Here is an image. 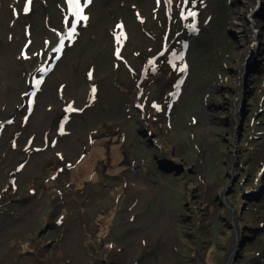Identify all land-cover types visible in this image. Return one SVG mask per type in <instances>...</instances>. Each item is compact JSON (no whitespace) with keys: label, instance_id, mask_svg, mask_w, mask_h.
<instances>
[{"label":"rangeland","instance_id":"obj_1","mask_svg":"<svg viewBox=\"0 0 264 264\" xmlns=\"http://www.w3.org/2000/svg\"><path fill=\"white\" fill-rule=\"evenodd\" d=\"M254 1L0 0V264H264Z\"/></svg>","mask_w":264,"mask_h":264},{"label":"water","instance_id":"obj_2","mask_svg":"<svg viewBox=\"0 0 264 264\" xmlns=\"http://www.w3.org/2000/svg\"><path fill=\"white\" fill-rule=\"evenodd\" d=\"M264 0H261V2L258 4V6L254 9V11H253V14L256 16V17H258L259 19H263L264 18ZM228 36L230 37V38H235V34L232 32V30H229L228 29ZM255 56V54H251V55H249V62H248V64H252L253 63V57ZM245 70V69H244ZM243 70V71H244ZM146 131H142V134H146L145 133ZM181 168V167H180ZM232 182H233V180L231 181V183L228 185V187L225 189V191H224V193H226L227 192V189L229 188V186L232 184ZM236 240H238V237L236 236ZM233 251H234V248L231 250V252L229 253V255H228V259H227V264H229V261H230V259H231V257H232V253H233Z\"/></svg>","mask_w":264,"mask_h":264},{"label":"trees","instance_id":"obj_3","mask_svg":"<svg viewBox=\"0 0 264 264\" xmlns=\"http://www.w3.org/2000/svg\"><path fill=\"white\" fill-rule=\"evenodd\" d=\"M64 2H67L66 0H63ZM54 190V189H53ZM51 191H52V188H51ZM263 196H264V194H263ZM262 198H264V197H262ZM262 202V205L264 204V199H263V201H261ZM243 206V205H242ZM243 210V209H242ZM256 230V229H255ZM249 241H251V240H249ZM249 241H246V240H244V239H242V241L240 242L241 244H239L240 245V247H238V256L236 257V259H235V262H234V264H238V261L240 262V263H243L244 262V254H243V251H246V249H245V247L247 248L248 247V242ZM223 255H225V253H222ZM243 261V262H242Z\"/></svg>","mask_w":264,"mask_h":264},{"label":"snow or ice","instance_id":"obj_4","mask_svg":"<svg viewBox=\"0 0 264 264\" xmlns=\"http://www.w3.org/2000/svg\"><path fill=\"white\" fill-rule=\"evenodd\" d=\"M72 2L76 5L77 9H79V0H72ZM88 2H91V0H88ZM29 3H30V0H29ZM25 11H26V12L28 11V8H27V7L25 8ZM77 15H79V11L77 12ZM189 15L194 16L195 13H189ZM79 18H80V19H84V20L87 19L86 16H82V15H80ZM74 31H75V28L73 27V32H74ZM121 35H123V34L121 33ZM117 55H119V52H117ZM37 83H39V81H38ZM94 91H95V89H93V92H94ZM71 110H72V109L70 108L69 111H71Z\"/></svg>","mask_w":264,"mask_h":264},{"label":"flooded vegetation","instance_id":"obj_5","mask_svg":"<svg viewBox=\"0 0 264 264\" xmlns=\"http://www.w3.org/2000/svg\"><path fill=\"white\" fill-rule=\"evenodd\" d=\"M261 2V0H255L254 2H253V5H254V8L253 9H255L257 6H258V4ZM250 23L252 24V22L250 21ZM252 31V30H251ZM160 167V166H159ZM240 240H242V239H240ZM228 254V253H227ZM230 262V261H229ZM230 264V263H229Z\"/></svg>","mask_w":264,"mask_h":264}]
</instances>
